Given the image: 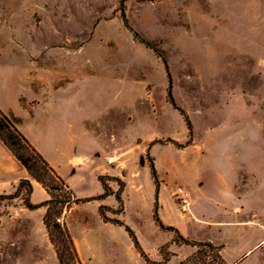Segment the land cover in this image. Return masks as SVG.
Instances as JSON below:
<instances>
[{
    "label": "rangeland",
    "instance_id": "obj_1",
    "mask_svg": "<svg viewBox=\"0 0 264 264\" xmlns=\"http://www.w3.org/2000/svg\"><path fill=\"white\" fill-rule=\"evenodd\" d=\"M0 108L21 120L76 199L102 193L99 175L111 172L114 192L113 178L125 182L124 214L107 216L134 231L153 264L173 235L153 220L151 163L159 216L184 238L213 240L212 222H225L228 264L264 238V0H0ZM73 156L84 162L72 165ZM221 173L236 190L219 196L242 198L240 215L262 224L230 233V217L194 191L210 195ZM178 189L193 191L194 213ZM14 203L0 207V264H59L42 234L18 231L23 205ZM106 205L118 209L115 199ZM99 206L80 202L66 222L86 264H147L123 228L103 225ZM190 253L182 248L174 264Z\"/></svg>",
    "mask_w": 264,
    "mask_h": 264
},
{
    "label": "trees",
    "instance_id": "obj_2",
    "mask_svg": "<svg viewBox=\"0 0 264 264\" xmlns=\"http://www.w3.org/2000/svg\"><path fill=\"white\" fill-rule=\"evenodd\" d=\"M124 23L126 21L124 20ZM127 26V25H126ZM166 70L168 69L165 63ZM169 76V73H168ZM170 96V102L175 107V104ZM187 124L188 130L191 132V124L186 115L181 112ZM21 120L14 115L5 113L0 108V141L12 156L21 164L27 171L29 176L38 182L46 190L50 199L44 203L34 205L30 200L34 187L29 179H23L18 184L16 191L10 195H0V207L6 201H12L24 194V204L30 210H35L41 207L47 208V213L44 218V225L47 230L51 244L54 247L59 264H83L74 239L70 233L66 219V212H69L72 207L80 202H90L92 200H103L107 197L114 196L118 209L113 210L106 206H101L99 209L100 216L105 223H111L123 227L134 244L135 249L140 256L148 263L152 264L148 255L143 250L134 231L120 219H110L107 216L108 212L115 215H122L125 211L124 192L126 184L121 178H113L119 184V190L114 192L113 189L105 181V177H100L99 181L103 188V194L86 200L76 199L70 186L57 173V171L49 164L44 156L37 148L29 141V139L20 130ZM151 176L154 179L155 204L153 208V220L155 224L162 230L170 232L174 235V242L177 245H191L197 247L194 255L178 264H190L191 261L198 259L201 264H204V258L209 257L216 264H228L221 254L222 247L213 245L212 243H195L184 238L180 231L172 226H166L159 216L158 195L160 191L159 182L157 179L156 169L151 163ZM163 263H168L172 257L169 251V246L166 245L161 249Z\"/></svg>",
    "mask_w": 264,
    "mask_h": 264
},
{
    "label": "crops",
    "instance_id": "obj_3",
    "mask_svg": "<svg viewBox=\"0 0 264 264\" xmlns=\"http://www.w3.org/2000/svg\"><path fill=\"white\" fill-rule=\"evenodd\" d=\"M36 113L37 112H35L33 114V116L31 117L32 119L35 118ZM22 130H23L22 133L25 135L26 133H25V131L23 129V125H22ZM29 141L32 143V141L30 139H29ZM33 145L37 148V150L46 159V156L38 149L39 147L36 144H33ZM73 157H74L73 159H76L77 162H75L76 164H72L71 163V159H70L69 161H70V163L72 165H76L77 166V165H81L84 162V158L80 159V158H78L76 156H73ZM49 164L57 171V173L68 184V182L66 181L65 177H63V175L61 174L60 168L58 166H56L55 164H52L50 162H49ZM110 173H106L104 175H99V176L104 177L105 175L110 174ZM221 175H222V177H220V180L216 181L214 179L213 184L209 182V184L207 186V190L209 191L210 195L205 194L206 192L203 191V190L201 191L199 188H198V192H197V190H194V191L197 194H199L200 196L206 198L207 200L212 201L217 206V210L220 211V213L223 214L224 218L230 217L229 220H226L228 224H232L233 225V226H229L230 228H232L229 231L230 233L237 232V231L242 232V228H243L242 225L246 224V223H253V220H256L257 224H262L263 220L259 216H257L255 213H250V214H252V218L253 219L252 220H248V221L244 220V217L242 215H240V212H242V210L245 211V204H244V209H243V206H242V200H243L242 198H239V199L231 198L232 195H230L228 197H225V199H224V197H220L219 196L220 194L228 195L227 192L231 193V192L236 190V185H234L235 181L230 182V181H228L226 179V177L222 173H221ZM115 178H118V177H115ZM23 179H29L31 181V183L33 184L34 190H33V193L30 196V200H31L32 204L38 205V204L44 203V202H46V201H48L50 199V196L48 195L46 190L42 187V185H40L38 182H36L34 179H32L29 176L27 171L21 166V164L12 156V154L5 148V146L0 141V195L13 194L16 191V189L18 187V184ZM98 181H99V179H98ZM99 183H100V181H99ZM100 185H101V183H100ZM101 188H102V185H101ZM186 191H188L190 193V197H191L189 210L191 209V212L194 213L193 212V206L195 204V200H194V197H193V191L191 192V190H188V189H186ZM214 191H216V192L214 193ZM101 194H103V188H102V193ZM101 194H99V195H101ZM99 195H97V196H99ZM97 196H95V197H97ZM95 197H92V198H95ZM92 198H86V199H92ZM226 198H229L230 200L229 199L227 200ZM86 199H82V200H86ZM111 199H115V197L114 196H110V197H107L106 199H103V200H92L90 202H99L101 204V206H106V207H109V208L114 210L115 206L106 205V204H109ZM115 201H116V199H115ZM9 202H15L14 204H18L19 207H21V205H23L21 207V216H22L23 219H22V221H19V223H18L19 225L22 226V228H19L18 231L26 233L27 237H29L30 233L42 234L45 239L43 241H39V242L43 243L44 247H46V249H47V246H48V248L51 249L53 247V245L50 242L47 230H46L45 225H44V218H45L46 213H47V208L46 207H41V208H38V209H35V210L28 209L25 206V204H24V194H22V196H20L19 198L15 199V200H12V201H9ZM90 202H83V203H90ZM5 203L6 202L3 203V206H4ZM116 204H117V201H116ZM154 204H155V202H154ZM158 204L160 206L159 195H158ZM76 205H78V204H76ZM101 206H99V208H98L99 216H100L99 209H100ZM69 212L66 213V222H67V218H68ZM11 214L12 213L8 214V216H7V218L9 219L8 222H10V224L13 223L14 221H16V218H17L15 216H12ZM100 219L103 222V225L105 227L106 226H113V227L123 228V227H120V226H117V225H114V224H111V223H105L102 220L101 216H100ZM120 220H122V219H120ZM4 224H5V221H4V219H2L1 225L3 226ZM212 224H214L213 227L215 228V233H216L215 234V238H213V240L208 239V240H203V241H198V242H195V241H192V242H195V243H212L215 246L222 247L221 254L223 256V251L227 247V242H226V239H225L226 238V234H227V229H226L227 226L224 225L226 223L225 222H221V220H217L215 222H212ZM124 231L127 234L129 240L131 241L134 250L140 256V254L138 253V251L134 247L132 239L130 238V236L128 235V233L126 232L125 229H124ZM168 233H170V232H168ZM240 241H241V243L243 242L242 239ZM39 242H38V245H39ZM74 242H75L76 248L78 250V253L80 255V258H81L83 264H86V260H85V258L82 255V251H81L79 242L77 240H75V239H74ZM166 245L169 246V251L171 252L172 257H171V259H170V261L168 263H163V258H162L161 252H160V255H161V258H162L160 260V262H162L163 264H174V261L177 258L178 252L184 247H191V253L186 258H184L183 260L177 262V264L182 262V261H184V260H186L187 258H189L190 256H192V255H194L196 253V251H195L196 247H194V246H191V245H177L174 242V235H173V239L171 240V242L166 243V244L161 246L160 251H161L162 247H164ZM53 251H54V247H53ZM54 253H55V251H54ZM256 253H260L261 256L264 258V238L261 239L257 244H255L252 247L248 248L247 250L242 251V253L239 256L238 260L236 262H234L233 264H243L245 261H247L249 258L254 256ZM55 255H56V253H55ZM56 258H57V256H56ZM140 258L144 262H146L141 256H140ZM223 258H224V256H223ZM150 261L152 262L151 259H150ZM152 264H153V262H152Z\"/></svg>",
    "mask_w": 264,
    "mask_h": 264
},
{
    "label": "built area",
    "instance_id": "obj_4",
    "mask_svg": "<svg viewBox=\"0 0 264 264\" xmlns=\"http://www.w3.org/2000/svg\"><path fill=\"white\" fill-rule=\"evenodd\" d=\"M175 196L183 210L189 209L191 197L188 191L185 189H178V191L175 193Z\"/></svg>",
    "mask_w": 264,
    "mask_h": 264
}]
</instances>
